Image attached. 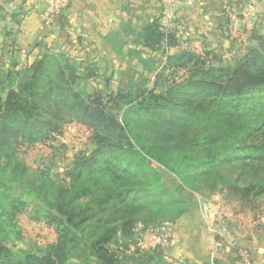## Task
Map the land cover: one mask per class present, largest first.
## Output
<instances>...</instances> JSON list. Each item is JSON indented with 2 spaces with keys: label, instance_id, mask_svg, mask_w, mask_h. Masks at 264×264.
Masks as SVG:
<instances>
[{
  "label": "trees",
  "instance_id": "16d2710c",
  "mask_svg": "<svg viewBox=\"0 0 264 264\" xmlns=\"http://www.w3.org/2000/svg\"><path fill=\"white\" fill-rule=\"evenodd\" d=\"M159 28V21L145 25L148 46L163 37ZM167 37L174 44V36ZM251 38L260 45L247 48L233 66L185 51L167 59L169 68H186L181 80L165 73L151 88L130 85L108 97L76 88L92 75L57 55L45 54L20 81L25 97L11 87L10 69H0V264H169L160 251L131 252L120 244V236L132 237L137 221L147 227L167 216L157 211L189 195L180 185L160 182L147 157L176 172L183 185L201 175L242 198L263 195L264 40L254 29ZM192 90L224 97L218 109L201 112L197 136L150 141L129 120L130 113L174 110L180 105L177 95ZM59 107L91 128L94 149L78 155L63 173L32 171L17 145L58 134L60 123L73 118L64 117ZM29 200L40 203L32 218L53 226L56 240L42 248H14L12 237L20 239L16 215Z\"/></svg>",
  "mask_w": 264,
  "mask_h": 264
},
{
  "label": "crops",
  "instance_id": "0c3cea01",
  "mask_svg": "<svg viewBox=\"0 0 264 264\" xmlns=\"http://www.w3.org/2000/svg\"><path fill=\"white\" fill-rule=\"evenodd\" d=\"M245 1L174 0L166 7L161 0H0V69H10L11 87L24 97L20 81L45 54L76 63L80 72L92 75L87 81L105 89L123 86L126 78L152 84L165 73L182 77L186 68H169V56L190 51L222 61L260 45L251 36H230L228 11L239 17ZM253 1V29L264 40V0ZM155 21L163 37L148 46L144 27ZM169 33L174 44L167 43ZM212 211L188 210L171 223L168 241L157 251L169 264H264V215ZM27 217L41 222L31 210ZM55 240L56 235L44 246Z\"/></svg>",
  "mask_w": 264,
  "mask_h": 264
},
{
  "label": "rangeland",
  "instance_id": "374dc122",
  "mask_svg": "<svg viewBox=\"0 0 264 264\" xmlns=\"http://www.w3.org/2000/svg\"><path fill=\"white\" fill-rule=\"evenodd\" d=\"M237 59L238 57H232L220 62L218 61V63L214 65L233 66ZM207 60H211V58L209 57ZM184 76L181 77L179 73H175L174 79L178 81ZM164 77L166 76H162V79ZM85 80L82 79L78 81L76 88H82L90 93L96 92L104 97H108L109 95L113 96L119 89H126L130 85L139 86L143 90L154 86V83L151 84L150 81L144 82L142 79L130 81L126 78L123 83L120 82L123 86L119 85L117 87L115 86L116 83H114L111 88L105 89L100 88L98 86L99 84L92 85L87 81L88 78ZM154 90L158 92L164 90V87H156ZM177 96L180 105L174 110L154 112L152 114H146L145 111H140L142 113L138 115L130 113L128 117L130 122L134 125L135 130L141 134L148 135L150 141H157V138H159V140H162V138L175 140L180 136H184L182 138H192L200 134L201 126H199L197 122L203 120V118H200L201 112L204 109L213 110V107H217L218 109L220 102L224 99L222 94H208L195 90L187 91L185 94ZM110 106L114 108V105L110 104ZM225 109L231 108L226 107ZM59 110L63 113L64 117L73 118L62 120L63 122L60 123L58 134L50 133L51 138L33 144L17 145L18 156L24 160L25 164H27L32 171L46 170L50 174L63 173L78 155L89 153L94 149L92 141L93 132L91 128L85 123L77 121L73 115L66 114L62 108L59 107ZM186 110L189 113L190 111L195 112L196 116H187L185 113ZM181 117L184 119V122L180 121L182 119ZM49 130V128H46L45 132ZM134 145L137 149L139 148L137 143L134 142ZM146 162L149 167L157 170V178L160 182L170 188H175L180 185L189 195L184 198L182 203L168 207L166 210L157 211L156 213H164L167 216L160 220L156 219L155 222L147 225V227H144L143 222L141 223L140 220L137 221L133 225L131 238L128 239L120 236V244L125 243L129 248L128 251L132 252L136 251V249L143 251L150 250L151 246L149 244V239L156 229L160 230L161 228H166L167 224L169 225L179 220L188 210L196 211L197 207L203 210H209L212 207L213 211L216 210L218 212L222 210L228 213L241 211V213L249 212L253 215H264V194L261 196L257 195L242 198L239 194L236 195L230 192L227 186L222 183L213 182L212 178L205 182V178L201 175L191 177L188 180V184L183 185L180 183L177 173L168 170L163 163L149 157L146 158ZM191 185L194 187H191ZM28 203V206L22 210L23 212L21 211L19 212L20 214H17L19 216L17 221L21 225L22 231L20 230V226H18L20 239L16 240L15 237H12L10 244L14 248H42L46 243L52 241L56 235L53 226L48 224L45 219H42L43 221L41 220L40 223L29 221L27 217L28 211L31 210V216H34V209L39 206L40 203L36 200H29ZM130 208L137 212V208ZM181 210L182 212H180ZM176 215L178 216L174 219ZM22 238L25 240V244L19 242ZM113 245L112 243L111 246Z\"/></svg>",
  "mask_w": 264,
  "mask_h": 264
},
{
  "label": "built area",
  "instance_id": "2783aa9c",
  "mask_svg": "<svg viewBox=\"0 0 264 264\" xmlns=\"http://www.w3.org/2000/svg\"><path fill=\"white\" fill-rule=\"evenodd\" d=\"M57 2L64 1V0H56ZM174 0H161L162 4L166 7H171ZM256 5L253 0H246L244 5L242 6L241 11L239 12V17L235 13L228 11L229 15V30L230 36L233 39L239 40L241 38H247L251 36V31L253 29V21L252 15L255 14ZM171 11L166 14V21L162 30L167 32L169 27V20L171 19ZM170 226L171 224H167L166 228H161L160 230L156 229L154 233L151 234L152 237L149 239V244L151 249L149 251L161 249L166 242L168 241L170 235ZM159 247V248H158Z\"/></svg>",
  "mask_w": 264,
  "mask_h": 264
}]
</instances>
